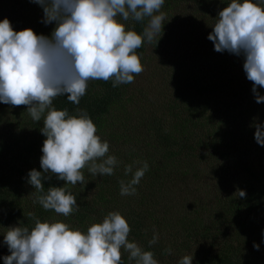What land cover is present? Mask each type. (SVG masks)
I'll list each match as a JSON object with an SVG mask.
<instances>
[{
    "label": "trees",
    "instance_id": "trees-1",
    "mask_svg": "<svg viewBox=\"0 0 264 264\" xmlns=\"http://www.w3.org/2000/svg\"><path fill=\"white\" fill-rule=\"evenodd\" d=\"M12 1L1 0L0 19H9L15 31L30 28L37 35L51 36L55 22H43L44 12L39 4L27 8L29 11L22 19L11 10L13 5L7 12ZM172 2L165 0L161 8L166 19L154 44L163 40ZM229 3L230 0H197L203 16L207 14L213 21ZM121 22L126 29L142 34L148 18L143 22L122 19ZM204 42L206 51L213 56L210 59L198 56L187 65L179 64L169 71L172 77L170 98L158 107L159 115L146 119L144 127L136 122L143 131L133 125L126 106L128 100L125 96L131 83L113 87L111 80H91L79 105L69 102L66 96L54 99L53 107L67 109L69 115H75L77 108L86 110L97 128L96 134L109 143L108 155H114L118 160L113 175H90L85 167L87 178L84 184L75 186L46 174L51 175V179L43 181L45 193L49 187H65L75 196L79 210L68 217L62 214L60 217L54 210L46 211L39 203H34L41 193L28 183L30 170L43 172L40 165L41 149L46 139L40 131L43 117L34 122L27 113L28 106L0 103V123H8L10 119L19 130L10 141L0 140V235H4L10 226L34 227L29 213L41 222H63V218L67 222L75 220L74 229H84L83 221H96L101 210L105 216L118 211L129 223V242L153 252L158 264L167 256L165 249L168 248L181 256L193 255L196 264H264V146L255 139L251 81L245 78L242 56L215 51L214 43L208 37ZM145 46L146 40L136 50L141 61ZM214 112L221 115L216 121L212 119ZM260 125L264 126V117ZM236 139L242 142L235 144ZM119 144L124 150L117 147ZM209 153L223 160V171L228 173L225 188L208 184L203 180L204 168L195 164V157L209 158ZM255 160L261 162V167L255 165ZM145 161L149 168L135 186V195L122 196L119 181L132 178L131 174L125 175V167L132 165L135 171ZM182 170H185L184 177L189 174V186L183 193L176 194L168 190L173 186L168 178ZM194 180L198 181L196 185L191 183ZM199 186H207L205 191L210 188L211 194L201 193ZM11 187L15 189L12 194L9 193ZM214 190L218 191L216 195ZM240 190L246 192L244 198L239 197ZM23 192L28 196H23ZM165 198L170 216H165L161 223L172 231L173 240H163L158 233V201ZM186 208L188 211L184 212ZM179 211L180 215L176 216L175 212ZM247 230L249 238L243 235ZM154 232L158 233L159 240L150 246L148 242ZM244 243L248 246L246 252ZM254 244L259 245V250ZM204 245L213 250V254ZM252 250L254 256H251ZM10 254L8 246L1 244L0 264H4L3 257ZM202 255L206 256V261ZM121 264H135L123 249Z\"/></svg>",
    "mask_w": 264,
    "mask_h": 264
},
{
    "label": "clouds",
    "instance_id": "clouds-1",
    "mask_svg": "<svg viewBox=\"0 0 264 264\" xmlns=\"http://www.w3.org/2000/svg\"><path fill=\"white\" fill-rule=\"evenodd\" d=\"M43 8L45 24L55 22L51 36L37 35L32 29L15 31L9 19L0 21V103L26 105L34 122L43 117L41 133L46 137L40 160L43 172L28 173V183L37 195L34 203L65 217L78 211L75 196L65 187H49L44 180L52 174L66 184H84L83 169L92 175H113L118 160L109 153V143L96 133L86 110L75 115L57 110L53 101L66 96L79 105L91 80L112 81V86L134 82L144 69L136 50L145 40L151 43L163 31L166 16L161 12L165 0H33ZM123 21L143 22L142 34L126 29ZM208 39L217 52L227 51L244 58V71L253 83L256 102H264L258 89L264 88V2L230 0L219 11ZM255 139L264 146V126L256 124ZM145 161L133 170L125 167L128 181L120 180L122 196L135 195L136 185L148 171ZM244 198L246 192L238 191ZM34 227L10 226L4 243L10 255L4 264H121V249L135 264H158L151 251L129 242L131 231L118 211L109 212L87 232L60 221L41 222L33 213ZM154 232L149 245L158 242ZM259 250V245L254 244ZM166 255L172 249H165ZM184 256L178 264H192Z\"/></svg>",
    "mask_w": 264,
    "mask_h": 264
},
{
    "label": "rangeland",
    "instance_id": "rangeland-1",
    "mask_svg": "<svg viewBox=\"0 0 264 264\" xmlns=\"http://www.w3.org/2000/svg\"><path fill=\"white\" fill-rule=\"evenodd\" d=\"M35 4L36 3L33 2V0H13L12 3L8 5L7 12L9 13V6L13 5L11 10L14 13H17V15L22 19H24L27 15L25 14V12L29 11L27 10V8H33ZM212 5L214 6V8H217L216 5ZM171 8L172 9L169 11V16H167L168 23L166 26V33L163 36L162 42H160L159 44H154V42L148 43L146 41V48H144L143 53L144 59L141 61L144 70L139 75L134 76V82L130 84L129 93L125 96V99L128 100V102H126L127 109L134 121L133 125L137 126V130L143 131L140 126H145L143 123L146 122L147 118L149 119L150 117L159 115L160 112L157 111L158 107L163 106L170 98V94L172 92V77H170L169 71L171 72L172 70H174V68L179 64L187 65L190 61L197 58L198 56L205 59H210V57L213 56L206 51V48L204 46V38L208 37L209 34L213 31L212 25L215 23V21L211 20L212 18L207 14L203 16V9L199 8L197 0H173ZM215 11L218 10L215 9ZM1 20H3V18L0 19V21ZM235 68L239 69L238 67ZM245 78L247 79V76ZM252 84L253 83L251 82L250 91L251 98H254L253 105L255 107L252 114V119L254 120L256 125L257 123L261 124L264 117V102H256V96L252 91ZM258 91L261 96H264V88H259ZM215 113L216 112L212 114V116H214L212 119L216 121L221 117V115L219 113ZM8 121V123H0V140L10 141L12 135L19 131L18 127H15L13 124H11L10 119ZM136 122L139 123L140 126L137 125ZM132 132L133 131L131 130V133ZM241 142V140L236 139L235 144H239ZM117 147H119L121 150H124L123 146L120 144ZM137 149L138 148L134 150ZM209 154V158L205 156L201 158L195 157V164L196 166H202L204 168V172L202 173L203 180H205L207 183L209 182L208 184H211L212 187H216L218 189L225 188L228 173L223 171L225 170L223 160L214 158L212 157L211 153ZM228 156L231 157L232 154H228ZM255 165L261 167V162L255 160ZM82 171L86 179L87 177L84 169ZM184 171L185 170H182V172L180 173L175 172L170 176V178H168L173 183V186L168 189L169 191L175 192L176 194H178L179 192L183 193L185 191V188L189 186V181L187 179V177H189V174L186 173L187 177H184ZM90 175L92 174L90 173ZM191 183L192 185H196L198 181L194 180L191 181ZM199 187L201 193L209 192L211 194L210 188L209 191H205L207 189V186ZM14 191L15 189L13 187L9 189V193L11 194ZM217 193L218 191L214 190V194L216 195ZM22 195L28 196V193L23 192ZM29 198L30 197H28V199ZM158 202L160 206L157 209V215L160 220L158 233L163 240H173L174 234H171L172 231L170 229H167V226L165 224L161 223L165 216H170L169 209L166 207V204H168V202L166 198L160 199ZM183 211L186 212L188 210L186 208L183 209ZM58 215L61 217L60 214ZM175 215L179 216L180 211L175 212ZM56 216L57 215H55V217ZM104 217L105 215L101 210L100 214L96 216V221H88L87 219H85L83 221L84 229L80 230L86 233L88 227H90L93 223L102 222ZM63 222L68 224L71 228H74V222L76 223L75 220H70V222H67L66 220H64V218ZM173 222H176V220ZM254 232L257 233V230H255ZM4 233H6V231ZM243 235L249 238L248 230L245 231ZM1 244L7 246L4 243L3 234L0 235V249ZM204 247L206 250H209L211 254H213V250H210L205 245ZM247 248V243H244L243 249L245 252L247 251ZM254 254L255 251H253V254L251 256H254ZM184 256L185 255L181 256L180 253H172L171 255L165 256V258L159 264H178V261ZM202 258L206 261V256L202 255ZM196 262L197 260L193 257L192 264H196Z\"/></svg>",
    "mask_w": 264,
    "mask_h": 264
}]
</instances>
